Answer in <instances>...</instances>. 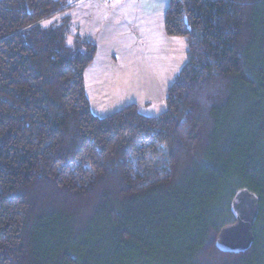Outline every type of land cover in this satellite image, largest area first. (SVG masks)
Masks as SVG:
<instances>
[{
	"label": "trees",
	"instance_id": "1",
	"mask_svg": "<svg viewBox=\"0 0 264 264\" xmlns=\"http://www.w3.org/2000/svg\"><path fill=\"white\" fill-rule=\"evenodd\" d=\"M70 9L0 0V264H264V0H169L187 62L158 117L92 112ZM241 189L255 242L224 254Z\"/></svg>",
	"mask_w": 264,
	"mask_h": 264
},
{
	"label": "rangeland",
	"instance_id": "2",
	"mask_svg": "<svg viewBox=\"0 0 264 264\" xmlns=\"http://www.w3.org/2000/svg\"><path fill=\"white\" fill-rule=\"evenodd\" d=\"M168 6L169 0H79L68 11L72 33L97 47L85 73L96 116L131 104L145 116L165 112L168 89L187 62L186 40L165 32Z\"/></svg>",
	"mask_w": 264,
	"mask_h": 264
},
{
	"label": "water",
	"instance_id": "3",
	"mask_svg": "<svg viewBox=\"0 0 264 264\" xmlns=\"http://www.w3.org/2000/svg\"><path fill=\"white\" fill-rule=\"evenodd\" d=\"M234 223L226 225L216 239L224 254H244L254 245V227L260 214V198L249 189L239 190L231 202Z\"/></svg>",
	"mask_w": 264,
	"mask_h": 264
},
{
	"label": "crops",
	"instance_id": "4",
	"mask_svg": "<svg viewBox=\"0 0 264 264\" xmlns=\"http://www.w3.org/2000/svg\"><path fill=\"white\" fill-rule=\"evenodd\" d=\"M79 0H76L72 5L69 4V7H75V3L78 2ZM95 1H99V0H95Z\"/></svg>",
	"mask_w": 264,
	"mask_h": 264
}]
</instances>
